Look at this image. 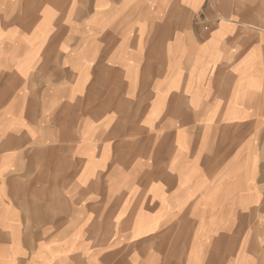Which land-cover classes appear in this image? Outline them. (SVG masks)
I'll list each match as a JSON object with an SVG mask.
<instances>
[{
    "label": "crops",
    "instance_id": "0c3cea01",
    "mask_svg": "<svg viewBox=\"0 0 264 264\" xmlns=\"http://www.w3.org/2000/svg\"><path fill=\"white\" fill-rule=\"evenodd\" d=\"M243 1L0 0V264H264Z\"/></svg>",
    "mask_w": 264,
    "mask_h": 264
},
{
    "label": "rangeland",
    "instance_id": "374dc122",
    "mask_svg": "<svg viewBox=\"0 0 264 264\" xmlns=\"http://www.w3.org/2000/svg\"><path fill=\"white\" fill-rule=\"evenodd\" d=\"M224 7L232 6L233 10L243 12L247 15L249 25L260 26L264 29V0H245L242 3H225Z\"/></svg>",
    "mask_w": 264,
    "mask_h": 264
}]
</instances>
